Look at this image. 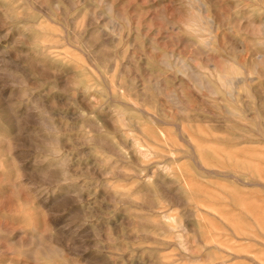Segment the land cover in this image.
Listing matches in <instances>:
<instances>
[{"label":"rangeland","instance_id":"rangeland-1","mask_svg":"<svg viewBox=\"0 0 264 264\" xmlns=\"http://www.w3.org/2000/svg\"><path fill=\"white\" fill-rule=\"evenodd\" d=\"M108 1L112 14L101 0H0V264H254L243 256L248 250L234 255L233 224L250 219L230 195L250 200L264 215V0H204V15L215 22L205 19L200 26L208 29L199 35L185 25L184 16L199 11L194 0ZM178 56L214 88L210 77L241 68L236 96L225 88L211 94L191 74L167 68L165 59L176 65ZM180 123L198 137L242 139L258 150L255 165L210 160L229 177L206 173L174 151L186 147ZM43 242L59 254H41Z\"/></svg>","mask_w":264,"mask_h":264},{"label":"bare ground","instance_id":"bare-ground-1","mask_svg":"<svg viewBox=\"0 0 264 264\" xmlns=\"http://www.w3.org/2000/svg\"><path fill=\"white\" fill-rule=\"evenodd\" d=\"M95 1V0H94ZM178 2V1H177ZM181 2V1H180ZM184 2H186V1H184ZM207 2V1H206ZM220 2V1H219ZM92 3V2H91ZM94 3V2H93ZM101 3H104L105 4V6H106V9H107V13L108 14H112L113 13V11L114 10H116V9H113V6H112V4L108 1V0H101ZM189 3V2H188ZM188 3L186 2L185 4L186 5H188ZM194 3L196 4V7L198 8V12L196 13V12H188V15L187 16H184L186 19L185 20H187V22H186V27L188 28V30L189 31H191L194 35H196L198 32H199V30L201 29H203V27L204 28H206V29H208V27H205V26H202V28H201V23L205 20V19H208V21L210 22V23H212V25H213V22H215V21H213V20H215V17H214V19H212L211 17H208V16H205L204 15V12L207 10L206 9V4H205V2H204V0H194ZM30 4H31V2H30ZM180 4V3H179ZM189 4H192L193 5V3L191 2V3H189ZM114 5V4H113ZM94 6V5H93ZM177 6H178V3H177ZM183 6H184V4H183ZM191 6V5H190ZM189 6V7H190ZM227 6V5H226ZM185 7H188V6H185ZM184 7V8H185ZM195 7V8H196ZM244 7H247V6H244ZM99 8V7H98ZM193 8V7H192ZM191 8V9H192ZM195 8H193L192 9V11L195 9ZM196 8V9H197ZM224 8H226L225 6H224ZM242 9H243V6L241 7ZM6 9V8H5ZM186 9V8H185ZM245 9H247V8H245ZM244 9V10H245ZM99 10V9H98ZM180 10V9H179ZM97 11V10H96ZM95 11V13H97ZM104 10H102V12H103ZM162 11H164V10H162ZM185 11V10H184ZM188 11V10H187ZM195 11V10H194ZM217 11V10H216ZM228 11V10H227ZM249 11V10H248ZM101 12V13H102ZM230 12V11H229ZM246 12V11H245ZM92 13V12H91ZM248 13V12H247ZM251 13H253V12H251ZM108 14H106V15H108ZM164 14V13H163ZM183 14V13H182ZM184 14H187V13H184ZM183 14V15H184ZM248 14H250V13H248ZM96 15H99V14H96ZM105 15V14H104ZM103 15V16H104ZM115 15V14H114ZM118 15V14H117ZM165 15V14H164ZM252 15V14H251ZM250 15V16H251ZM5 16H7L6 14H5ZM166 16V15H165ZM217 16V15H216ZM225 16H226V14H225ZM224 16V17H225ZM228 16V15H227ZM110 17V16H109ZM112 17V16H111ZM252 17V16H251ZM7 18V17H6ZM105 18H107V17H105ZM116 18V17H115ZM217 19H219L220 20V16H219V18H218V16L216 17ZM245 18V17H244ZM5 19V18H4ZM3 19V20H4ZM184 19V18H183ZM253 19V18H252ZM6 20V19H5ZM75 20V19H74ZM165 20V19H164ZM169 20V19H168ZM185 20H182L183 21V23L185 22ZM228 20V19H227ZM247 20H248V18H247ZM91 21V20H90ZM113 21H115L116 22V24H117V21L116 20H113ZM112 21V22H113ZM170 21V20H169ZM182 21H180L181 23H182ZM5 22V21H4ZM88 22V21H87ZM94 22V21H93ZM171 22V21H170ZM173 22V21H172ZM171 22V23H172ZM205 22H207V20L205 21ZM248 22V21H247ZM253 22H255L256 23V21L253 19ZM261 22V21H260ZM262 22H263V20H262ZM6 23H7V21H6ZM114 23V22H113ZM175 24L177 23L176 21L174 22ZM224 23H225V21H224ZM264 23V22H263ZM175 24H174V26H175ZM209 24V23H208ZM228 24V23H227ZM259 24V23H258ZM120 25V24H119ZM173 25V24H172ZM184 25V24H183ZM184 25V26H185ZM202 25H204L203 23H202ZM210 25V24H209ZM214 25H215V23H214ZM246 25V24H245ZM260 25V24H259ZM113 27H115V26H113ZM185 27V28H186ZM198 27H199V29H198ZM213 27H215V26H213ZM263 27V26H262ZM240 28H243L242 27V25L240 26ZM251 28V27H250ZM209 29H210V26H209ZM229 29V28H228ZM94 30V29H93ZM117 30H119V29H117ZM241 30H244V29H241ZM260 30V29H259ZM264 30V29H263ZM211 31V29L210 30H208V32H209V34L211 33L210 32ZM232 31V30H231ZM245 31V30H244ZM243 31V32H244ZM254 31V30H253ZM118 32V31H117ZM201 33H204L205 35H206V33L205 32H202V31H200ZM242 32V33H243ZM255 33V32H254ZM263 33V32H262ZM204 34H203V36H204ZM247 34V33H246ZM245 34V35H246ZM256 34H258V33H256ZM260 34H261V31H260ZM198 35H199V33H198ZM259 35V34H258ZM200 36L202 37V35L200 34ZM211 36H213V35H211ZM219 35H216V37H218ZM186 37V36H185ZM199 37V36H198ZM205 37H207V35L205 36ZM220 37V40H221V36H219ZM230 37V36H229ZM241 37V36H240ZM262 37V36H261ZM184 38V37H183ZM208 38V37H207ZM258 38V37H257ZM263 38V37H262ZM35 39H37L36 37H35ZM186 39H188V37L187 38H185V40ZM202 39H204V37L202 38ZM209 39V38H208ZM219 39V38H218ZM184 40V41H185ZM248 40H249V38H248ZM199 41V40H198ZM202 41H204V40H202ZM210 41V40H209ZM222 41V40H221ZM239 41V40H238ZM241 41V40H240ZM258 42H260L261 40H257ZM188 42H189V40H188ZM195 42V41H194ZM200 43H202L203 44V42H201V40L199 41ZM205 42H208L207 40H206V38H205ZM84 43V42H83ZM219 43V42H218ZM245 43V42H244ZM261 43H263V42H261ZM220 44V43H219ZM218 44V45H219ZM240 44V43H239ZM194 45H196V44H194ZM200 45V44H199ZM221 45H222V42H221ZM226 45V44H225ZM203 45H201V47H202ZM241 46V45H240ZM245 46V45H244ZM193 47H195V46H193ZM206 47V46H205ZM239 47V46H238ZM243 47V46H242ZM242 47H241V49H242ZM206 48H208V46L206 47ZM234 48V47H233ZM35 49H36V47H35ZM209 49H210V46H209ZM243 49H244V47H243ZM93 50V49H92ZM198 50V49H197ZM200 50H201V48H200ZM33 51V50H32ZM196 51V50H195ZM203 51V50H202ZM51 52V51H50ZM205 52V51H204ZM208 52H209V50H208ZM58 53V52H57ZM55 54V53H54ZM200 54V53H199ZM206 54H207V52H206ZM259 54H260V52H259ZM87 55V54H86ZM165 57V56H164ZM174 57V55L172 56V58ZM180 56H178V62H177V64H176V62H174L176 65H173V63L172 62H170L169 60H171L170 58H169V60H167L166 61V59H165V65H166V67L167 68H169L170 67V69H172L173 68V66H175V68H177V71L178 72H180V74H184V75H189V74H191V76H192V78H194L195 79V81L201 86V87H204V89L205 88H210L211 87V89L210 90H207L208 92L210 91V93L212 92L213 94H215V93H217L218 94V91H219V89L220 88H225L223 91H225V90H227V94H229L231 97H232V99H233V97H235L236 96V87H237V85L239 84V82L240 81H242L240 78H241V76H240V74H241V68L239 69L238 67L237 68H233V70L232 71H226V68H223V70H225V71H220V72H217L216 73V75H213V77H210V78H213V80H214V78H216V82H217V85H218V87H212L211 85V82L210 81H208L205 77H203V76H201L200 74H198V75H194V72H193V68H192V65L187 61V60H189L188 58H187V60H184V58L182 59L181 57L179 58ZM163 59V60H164ZM168 59V58H167ZM177 59V57L175 58V60ZM227 59V58H226ZM228 59H230V58H228ZM227 59V60H228ZM173 61V60H172ZM230 62H232V60L230 59L229 60ZM164 62V61H163ZM224 62H226V61H224ZM229 62V63H230ZM236 62V61H235ZM92 63V62H91ZM238 63V62H237ZM163 64V63H162ZM163 64V65H164ZM226 64H228V62H226ZM230 64H232V63H230ZM229 64V65H230ZM241 64V63H240ZM239 64V65H240ZM94 66V65H93ZM234 65H232V67H233ZM225 67H227L228 68V66H225ZM231 67V66H230ZM235 67V66H234ZM242 67V66H241ZM245 67V66H244ZM254 67V66H253ZM200 68H201V66H200ZM199 68V69H200ZM255 68V67H254ZM219 69H222V68H219ZM172 70H175V69H172ZM197 70V69H196ZM203 70V69H202ZM229 70V69H228ZM243 70V69H242ZM98 71H99V69H98ZM217 71V70H216ZM208 72H209V69H208ZM101 73V72H100ZM244 73H245V71H244ZM243 73V74H244ZM170 74V73H169ZM209 74H210V72H209ZM212 75V74H211ZM245 76H247V75H249V74H244ZM80 76V75H79ZM215 76V77H214ZM75 77H77V76H75ZM81 77V76H80ZM157 77V76H156ZM189 77V76H188ZM242 77H244V76H242ZM251 77V76H250ZM75 79V78H74ZM78 79V77L76 78V80ZM245 79V78H244ZM80 80H81V78H80ZM159 80H160V78H159ZM83 81H84V79H83ZM87 80H85L84 82H86ZM113 81V80H112ZM193 81V80H192ZM81 83H83V82H79V81H75L74 82V84H75V86L77 85L78 87H79V85L81 84ZM91 83H93V81H91ZM91 83H90V85H91ZM122 83V82H121ZM161 83L163 84V81H161ZM196 83V84H197ZM241 83V82H240ZM162 84H158V87H157V89H158V92H160V93H162V94H164V91H163V89H165V88H163L162 89V87H165V86H163ZM193 84V83H192ZM216 84V83H215ZM84 85V84H83ZM87 85H89L88 83H86V86ZM95 84H93V85H91V87H93ZM146 85V84H145ZM154 85V84H153ZM152 85V86H153ZM161 85H162V87H161ZM241 85V84H240ZM77 87V88H78ZM89 87L90 86H88V89H89ZM129 87V86H128ZM150 87V86H149ZM80 88H81V86H80ZM115 88V87H114ZM122 88V87H121ZM153 88V87H152ZM87 89V88H86ZM118 89H119V87H118ZM117 89V90H118ZM115 90V89H114ZM113 90V91H114ZM119 90H121V89H119ZM143 90V89H142ZM197 90V89H196ZM195 90V91H196ZM124 91H126V90H124ZM194 91V90H193ZM115 92V91H114ZM171 92V91H170ZM112 93V92H111ZM121 93H124L123 91L121 92ZM153 93V92H152ZM177 93V92H176ZM211 93V94H212ZM223 93V92H222ZM125 94V93H124ZM126 94H127V92H126ZM156 94V93H155ZM155 94H154V96H155ZM167 94H169V92H167ZM199 94V93H198ZM221 94V93H220ZM223 94H225V93H223ZM222 94V96H225V95H223ZM226 94V95H227ZM158 94H156V96H157ZM165 95V94H164ZM176 95V94H175ZM208 95V94H207ZM125 97H127V98H129L130 99V96H128V94L127 95H125ZM133 97V96H132ZM132 97H131V100H133L132 99ZM163 97V96H162ZM166 97V96H165ZM155 98V97H154ZM168 98V97H167ZM166 98V99H167ZM173 98H175L176 99V97H174V95H173ZM181 98V97H180ZM204 98V97H203ZM227 98H228V96H227ZM161 99V98H160ZM164 99V98H163ZM205 99V98H204ZM223 99H225L224 97H223ZM181 100V99H180ZM201 100V99H200ZM134 101V100H133ZM163 101V100H162ZM174 101V100H173ZM182 101V100H181ZM207 101V100H206ZM124 102V101H123ZM130 102V101H129ZM139 102V101H138ZM156 102V101H155ZM159 102V101H158ZM125 103V102H124ZM132 104H133V102H131ZM135 103L136 104H138L136 101H135ZM134 103V104H135ZM140 103V102H139ZM142 103V102H141ZM157 103V102H156ZM174 103V102H173ZM136 104L134 105V107L136 106ZM180 104V103H179ZM185 104V103H184ZM95 105V104H94ZM142 105H143V103H142ZM145 105V104H144ZM182 105V104H181ZM187 104H185V106H186ZM140 106V105H139ZM147 106V105H146ZM188 106V105H187ZM230 106V105H229ZM250 106V105H249ZM182 107H184V106H182ZM139 108V107H138ZM137 108V109H138ZM143 107H141V108H139L140 110H144V109H142ZM188 108V107H187ZM187 108H185L186 110H187ZM237 108V107H236ZM240 108V107H239ZM250 108V107H249ZM146 109V108H145ZM160 109V108H159ZM179 109H181L180 107H179ZM184 109V108H183ZM202 109V108H201ZM242 108H240V110H241ZM119 110H121V109H119ZM124 110V109H123ZM123 110H121L122 112H123ZM148 110V109H147ZM182 110V109H181ZM28 111V110H27ZM158 111V110H157ZM179 111V110H178ZM190 111H192V110H190ZM242 112H243V110H241ZM14 112V111H13ZM143 112H145V111H143ZM207 112H209V110L207 111ZM127 113V112H126ZM147 113L149 114V116L152 118V119H156V120H158V121H160L161 119H160V117H158L156 114H157V112L156 113H153L152 112V110H151V112H149V111H147ZM166 113V112H165ZM220 113V112H219ZM229 113H231L232 115H234V116H240V114L238 113V112H236V110H232L231 109V111H229ZM245 113V112H244ZM123 114V113H122ZM124 114H125V112H124ZM144 114V113H143ZM214 114V113H213ZM220 114H222V113H220ZM246 114V113H245ZM258 114V113H257ZM118 115V114H117ZM127 115V114H126ZM163 115V114H162ZM192 115H194V114H192ZM201 115V114H200ZM226 115V114H225ZM165 116V115H164ZM221 117H222V115H220ZM246 116H247V114L244 116H242V117H244V118H246ZM124 117V116H123ZM126 118L128 117V115L127 116H125ZM149 118V117H148ZM150 118V119H151ZM218 118H219V116H218ZM229 118V117H228ZM121 119V118H120ZM120 119H119V121H120ZM128 119V118H127ZM178 119V118H177ZM231 119V118H230ZM230 119H229V121L228 122H230ZM140 120V119H139ZM253 120V119H252ZM125 122V121H124ZM124 122H123V124H124ZM173 122H174V120H173ZM178 122V121H177ZM221 122V121H220ZM175 123V122H174ZM165 124V123H164ZM166 125V124H165ZM185 125H187V124H184V123H180V124H176V126H177V128H178V131L180 132L179 134L181 135V140H182V142L183 143H185L186 144V147L184 148V147H182V148H178V146L174 149V151H178V152H181V153H183V155L185 154L186 156H185V158H190V160L194 163V165H198V166H200L206 173H210L211 175H213V173L215 174V175H217V176H219V177H224V178H227V177H229V171H227V170H219V169H213V168H211V164H210V160L211 161H215V162H217V163H226V164H229V165H231V166H235L236 168H240V167H245V166H252L253 167V165H255V163H256V161H257V152H258V150L256 149V148H253V147H251V148H247L246 146H242L241 144L243 143V142H241L242 141V139L240 140V141H238V140H236L237 138H235L234 137V139L236 140V141H234V139H232L231 137H227V136H223V135H218V136H214L213 138H210V137H208V135H202V136H196L195 135V130L193 129V128H191L190 127V129L187 127V126H185ZM47 127V126H46ZM196 127V126H195ZM1 128H2V126H1ZM53 128V127H52ZM163 128V127H162ZM162 128H160L161 130H162ZM197 128V127H196ZM149 129V128H148ZM147 129V130H148ZM160 129H158L159 130V133H160ZM3 131V130H2ZM177 131V132H178ZM146 132V131H145ZM164 132V131H163ZM202 132V131H201ZM215 132V131H214ZM260 132V131H259ZM176 133V132H175ZM207 132H205V134H206ZM128 134V133H127ZM164 134H165V132H164ZM178 133H176V135L177 136H180ZM213 134V133H212ZM143 135V134H142ZM172 135V134H171ZM215 135V134H214ZM211 136V135H210ZM7 137V136H6ZM172 137V136H171ZM222 137H227V139L228 140H224V139H222ZM137 138V137H136ZM140 139V138H139ZM102 140V139H101ZM141 140V139H140ZM149 140V139H148ZM230 140V141H229ZM48 141V140H47ZM46 141V142H47ZM165 141V140H164ZM228 141V142H227ZM246 141V140H245ZM249 141V140H248ZM251 141V140H250ZM45 142V141H44ZM45 142V143H46ZM166 142V141H165ZM181 142V143H182ZM252 142V141H251ZM255 142H257V140L255 141ZM140 143H142L141 141H140ZM154 143V142H153ZM157 143V142H156ZM180 143V142H179ZM183 143H182V145H183ZM137 144V143H136ZM144 144V143H143ZM169 144V143H168ZM146 144H144V145H141L142 147L143 146H145ZM160 145L162 146V144L160 143ZM16 146V145H15ZM151 146V145H150ZM157 145H155V147H156ZM158 146H159V143H158ZM181 146V145H180ZM50 147V146H49ZM137 147H138V145H137ZM160 147V146H159ZM115 148V147H114ZM122 148V147H121ZM141 148V147H140ZM146 148V147H145ZM145 148H143V149H145ZM10 149V148H9ZM118 150H119V148H117ZM121 150L122 149H120L119 151L120 152H118L119 154H121ZM154 150V149H153ZM173 151V149H170V151ZM140 151V150H139ZM124 152V151H123ZM122 152V153H123ZM145 152V151H144ZM147 152L149 153H151V152H153L152 151V149L151 148H149V147H147ZM158 152V151H157ZM154 153H155V151H154ZM169 153V152H168ZM173 153V152H172ZM124 154V153H123ZM156 154V153H155ZM154 154V155H155ZM158 154H159V152H158ZM158 154H156V155H158ZM174 154V153H173ZM148 155V154H147ZM152 155V154H151ZM153 155V156H154ZM161 155V154H160ZM159 155V156H160ZM162 156V155H161ZM164 156V155H163ZM149 157V156H148ZM170 158V162H171V159L172 160H174L175 161V157H170V156H166V158ZM181 157V156H180ZM123 158V157H122ZM163 158H165V157H163ZM164 159V161L166 160V162L168 163V161L167 160H169V159ZM178 158V157H177ZM120 159V158H119ZM183 159V158H182ZM161 160V159H160ZM179 160V159H178ZM40 161V160H39ZM124 161V160H123ZM159 161V160H158ZM181 161V160H180ZM160 162V161H159ZM125 163V162H124ZM136 163V162H135ZM171 163H173V162H171ZM170 163V164H171ZM64 164V163H63ZM174 164H176V163H174ZM173 164V165H174ZM122 165V164H121ZM167 165V164H166ZM169 165V164H168ZM193 165V164H192ZM193 165V166H194ZM144 166V165H143ZM149 166V165H148ZM165 166V165H164ZM192 166V167H193ZM167 166H165V168H166ZM23 168V167H22ZM194 168V167H193ZM192 168V169H193ZM197 168V167H196ZM162 170H164L163 169V167H162ZM171 170V169H170ZM197 170V169H196ZM200 170V169H199ZM202 170V171H203ZM234 170V169H233ZM238 170V169H237ZM47 171V170H46ZM157 171H158V169H157ZM235 171V170H234ZM44 172V171H43ZM150 172V171H149ZM180 172V171H179ZM183 172V171H182ZM201 172V171H200ZM230 172L232 173V174H234L233 173V171H231L230 170ZM239 172V171H238ZM242 172V171H241ZM158 173V172H157ZM242 173H244V172H242ZM134 174V173H133ZM132 174V175H133ZM166 176H167V173H164ZM163 174V175H164ZM245 174V173H244ZM243 174V175H244ZM246 174H249V173H247L246 172ZM131 175V176H132ZM202 175H203V173H202ZM202 175H201V177H202ZM240 175H242V174H240ZM123 176V175H122ZM135 176V175H134ZM145 176H146V173H145ZM180 176H182V175H180ZM200 176V175H199ZM234 176H235V174H234ZM238 176V175H237ZM244 176H246V175H244ZM249 176V175H248ZM138 177V176H137ZM140 177V176H139ZM149 177V176H148ZM147 177V178H148ZM155 177V176H154ZM206 177H208L209 178V176H207V174H206ZM205 177V178H206ZM213 177V176H212ZM230 177H233V176H230ZM251 177V176H250ZM67 178V177H66ZM129 178V177H128ZM142 178H144V177H142ZM141 178V179H142ZM146 178V179H147ZM168 179H169V181L171 180V178H172V176H170V178L169 177H167ZM174 178V177H173ZM207 178V179H208ZM215 178H217V177H215ZM246 178V177H245ZM252 178V177H251ZM250 178V179H251ZM253 178L255 179L256 178V176L254 175L253 176ZM130 179V178H129ZM136 179H138V178H136ZM140 179V178H139ZM141 179H140V181H141ZM152 179V178H151ZM237 179H239L240 181H241V178H237ZM249 179V180H250ZM228 180V179H227ZM110 181V180H109ZM154 181V180H153ZM159 181V180H158ZM157 181V182H158ZM161 181V180H160ZM160 181L158 182V183H160ZM168 181V180H167ZM180 181V180H179ZM186 181H187V179H186ZM188 181H191L190 179L188 180ZM194 181V180H193ZM223 181V180H222ZM235 181H238V180H235ZM259 181V180H258ZM120 182V181H119ZM145 182V181H144ZM152 182V181H151ZM185 182V181H184ZM208 182V181H207ZM226 182H228V181H226ZM232 182V181H231ZM239 182V181H238ZM238 182L236 183V184H238ZM246 182V181H245ZM251 182V181H250ZM257 182V181H256ZM255 181H254V184L256 183ZM260 182V181H259ZM17 183V182H16ZM109 183V182H108ZM157 183V184H158ZM215 183V182H214ZM233 183V182H232ZM242 183H244V181L242 182ZM247 183H249V182H247ZM246 183V184H247ZM263 183H264V181H263ZM161 184H163V183H161ZM170 184V183H169ZM183 184V183H182ZM191 184V183H190ZM234 184H235V182H234ZM241 184V183H240ZM195 185V184H194ZM243 185V184H242ZM249 185H250V183H249ZM258 185V184H257ZM262 186V185H261ZM109 187V186H108ZM111 187V186H110ZM165 187V186H164ZM183 187H184V185H183ZM188 187V186H187ZM191 187V189H192V191L191 192H194L193 191V188H192V185L190 186ZM189 187V188H190ZM194 187V186H193ZM264 187V186H263ZM112 188V187H111ZM185 188V187H184ZM215 188V187H214ZM110 189V188H109ZM113 189V188H112ZM222 189V188H221ZM179 190V189H178ZM263 190V189H262ZM225 191V190H224ZM173 192V191H172ZM228 191H226V193H227ZM244 193H245V191H243ZM130 193V192H129ZM185 193H186V191H185ZM195 193V192H194ZM175 194L177 195V193H175L174 192V196H175ZM227 194H229V192L227 193ZM244 195V194H243ZM183 196V195H182ZM185 196V195H184ZM232 198H233V202H234V206H236V207H238V209H240L243 213H245L246 214V216L250 219V220H246V218L244 219V217H243V219L245 220V222H235L233 225L235 226V233H231V235H233V237H234V239L235 240H237V243L235 244V249L237 250V253H235L234 255H236V256H238V257H245L247 260L246 261H252L254 264H264V239H262L263 237H264V215H262L261 217H259V215H257V212L259 211L258 209V206H255L254 204H252L251 202H250V200H245L244 198H242V197H238V196H234L233 195V192H231V195H230ZM253 196V195H252ZM177 197V196H176ZM188 197V196H187ZM202 197V196H201ZM116 198V197H115ZM180 198V197H179ZM190 198V197H189ZM254 198H255V196H254ZM181 199V198H180ZM231 199V198H230ZM184 200V199H183ZM256 200V199H255ZM115 201V200H114ZM132 201V200H131ZM145 201V200H144ZM190 201V200H189ZM252 201V200H251ZM230 202H232L231 200L229 201V203ZM258 202V204H259V201H257ZM256 202V203H257ZM192 204H193V202H192ZM197 204V203H196ZM232 204V203H231ZM198 205H199V203H198ZM173 206V205H172ZM179 206V205H178ZM194 206H196V205H194ZM193 206V207H194ZM163 207V206H162ZM192 207V208H193ZM197 207V206H196ZM198 207H200V206H198ZM207 208V207H206ZM195 209V208H194ZM201 210H202V208H200ZM262 209H264V207H262ZM197 210V209H196ZM200 210V211H201ZM193 211V210H192ZM204 211V210H203ZM208 211H209V209H208ZM207 211V212H208ZM169 212V211H168ZM188 212V211H187ZM191 212V211H190ZM199 212V211H198ZM238 212V211H237ZM199 213H201V212H199ZM198 213V214H199ZM211 214H213L212 212H210ZM210 213H208V215L210 214ZM215 213V212H214ZM166 214V213H165ZM194 214H195V210H194ZM217 213H215V215H216ZM175 215V214H174ZM191 215H192V212H191ZM203 215V214H202ZM198 216V218H199V215H197ZM201 216V215H200ZM210 216V215H209ZM240 216V215H239ZM241 216H244V215H242L241 214ZM179 217H180V215H179ZM202 217V216H201ZM216 217H218V215L216 216ZM168 218V217H167ZM198 218H196V219H198ZM220 218H221V216H220ZM247 218V219H248ZM175 219H181V217L180 218H175ZM202 220H203V218H201ZM221 219H223V218H221ZM176 220V221H177ZM199 220V219H198ZM206 221V220H205ZM222 221H224V220H222ZM178 222H179V220H178ZM178 222H176V224L178 223ZM199 222V221H198ZM201 222V221H200ZM225 223H226V221H225ZM228 223V222H227ZM226 223V224H227ZM142 224V223H141ZM199 224V223H198ZM208 224V223H207ZM229 224V223H228ZM228 224H227V226H228ZM166 225V224H165ZM170 225H172V224H170ZM210 225H211V223H210ZM167 226H168V224H167ZM175 226V225H174ZM176 227V226H175ZM175 227H173V226H169V229L170 230H173ZM211 227V226H210ZM229 227V226H228ZM215 228V227H214ZM213 228V229H214ZM217 230H219V229H217ZM216 230V231H217ZM210 231V230H209ZM211 231H212V228H211ZM173 232V231H172ZM213 232V231H212ZM215 232V231H214ZM220 232V231H219ZM219 232L218 233H216L217 235L219 234ZM231 232H234L233 230L231 231ZM223 233V232H222ZM228 233V232H227ZM226 233V234H227ZM225 234V235H226ZM259 234H261L262 236H259ZM214 235V234H213ZM222 235V234H221ZM178 236V235H177ZM188 236V235H187ZM216 236V235H215ZM229 236V235H228ZM37 237V236H36ZM153 237V236H152ZM151 237V238H152ZM179 237V236H178ZM183 237H185V236H183ZM224 237V236H223ZM260 237H262V238H260ZM182 238V237H181ZM225 238V237H224ZM231 238V237H230ZM183 239V238H182ZM38 240V239H37ZM194 240H196V239H194ZM222 240V238H220V241ZM39 241V240H38ZM200 241V240H199ZM183 241L182 240H180L179 241V244L180 243H182ZM202 242V241H201ZM221 242H223V241H221ZM40 243V242H39ZM44 243V242H43ZM215 243H216V241H215ZM226 243V242H225ZM224 243V244H225ZM42 244V243H41ZM176 244H178V243H176ZM223 244V243H222ZM40 245V244H39ZM43 245V244H42ZM41 245V246H42ZM202 245H203V242H202ZM208 245V244H207ZM209 245H211V244H209ZM212 245H214V244H212ZM184 246V245H183ZM196 246V245H195ZM216 246H219L218 245V243H217V245ZM225 246H226V244H225ZM171 247V246H170ZM190 247V246H189ZM205 247H206V245H205ZM228 247V246H227ZM210 248V247H209ZM220 248H222V247H220ZM41 250H42V252H41V254H43V255H46V256H51V255H54V253L55 254H59V252H60V249H59V247L58 246H56V245H54L53 243H51V244H45L44 243V246L43 247H41L40 248ZM208 249V248H207ZM214 249H216L217 250V248H214ZM223 249V248H222ZM235 249H233L234 251H235ZM21 250V249H20ZM186 250V249H185ZM188 250V249H187ZM202 250V249H201ZM220 250V249H219ZM248 250V252H247V254H244L243 256H241V254L239 255V253H246V251ZM35 251H36V249H35ZM39 251V250H38ZM37 251V252H38ZM223 251H224V249H223ZM226 251V250H225ZM224 251V252H225ZM22 252V251H21ZM203 252V251H202ZM232 252V251H231ZM259 252H261L260 254H259ZM207 253V252H206ZM230 253V252H229ZM35 254V253H34ZM40 254V252L38 253V255H41ZM210 254H212V253H210ZM217 254V253H216ZM219 254V253H218ZM230 254H232V253H230ZM29 255V254H28ZM27 255V256H28ZM61 255V254H60ZM30 256V255H29ZM211 256H213V254L211 255ZM34 257V256H33ZM43 257V256H42ZM41 256H40V258H42ZM238 257H236V258H238ZM35 258V257H34ZM36 258H37V256H36ZM231 258V257H230ZM232 258H234L233 256H232ZM185 259V258H184ZM196 259V258H195ZM233 260V259H232ZM39 261H41V260H39ZM230 261V260H229ZM228 261V262H229ZM219 262V261H218ZM230 262H232V261H230ZM229 262V263H230ZM222 263H223V261H222ZM225 263H227V262H225ZM217 264V263H216ZM221 264V263H220Z\"/></svg>","mask_w":264,"mask_h":264}]
</instances>
